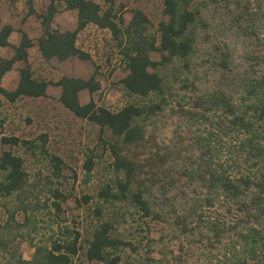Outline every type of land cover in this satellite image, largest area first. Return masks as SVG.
I'll return each mask as SVG.
<instances>
[{
	"label": "trees",
	"instance_id": "16d2710c",
	"mask_svg": "<svg viewBox=\"0 0 264 264\" xmlns=\"http://www.w3.org/2000/svg\"><path fill=\"white\" fill-rule=\"evenodd\" d=\"M7 1L14 9L18 0ZM23 1L21 20L33 15L40 34L17 30L11 44L12 26L0 24V47L11 48L0 55V77L23 62L15 86L0 85V95L13 102L58 86L56 101L97 131L100 152L88 150L82 182L93 176L94 156L108 160L94 191L75 199L87 225L58 219L34 240L38 215L55 221L68 197L63 162L44 132L1 135L8 148L0 152V264H264V0H161L165 18L153 31L141 9L125 21L112 0H48L38 13L32 0ZM62 10L74 11V28L54 26ZM88 24L108 33L127 70L117 81L126 98L116 109L92 99L94 74L52 81L27 60L30 47L45 62L88 59L76 43ZM83 89L89 99L80 103ZM166 123L172 128L163 141ZM21 147L47 171L30 176L13 149ZM21 241L32 248L28 258Z\"/></svg>",
	"mask_w": 264,
	"mask_h": 264
},
{
	"label": "rangeland",
	"instance_id": "374dc122",
	"mask_svg": "<svg viewBox=\"0 0 264 264\" xmlns=\"http://www.w3.org/2000/svg\"><path fill=\"white\" fill-rule=\"evenodd\" d=\"M99 5L104 6L109 0H93ZM48 0H32L36 13L43 10ZM114 5L122 6L121 12L124 20L130 18L131 10L139 8L149 19L151 26L150 31L155 29L158 20L164 19L162 14L161 0H112ZM23 0H18L15 8L9 6L7 0H0V24L8 23L12 26L13 31L8 36L11 44L16 43L18 39L17 30H23L29 37L35 38L40 34L38 20L29 15L26 19L21 20L25 12ZM54 26L60 30L72 29L75 26V13L71 10H62L54 15ZM77 45L87 51L90 55L88 59H78L70 57L63 61H56L51 58L43 61L36 49H28V62L34 70L54 81L61 75L76 76L86 78L94 74L95 79L99 82V89L91 94L92 99L97 104H102L110 109H116L121 106L125 96L119 89L117 81L127 72L124 64L120 61L118 52L110 44L108 33L88 24L85 28L77 33ZM11 54L10 47H0V55L7 57ZM151 59H158V53L149 52ZM23 65V62L13 63L10 70L0 77V85L6 89H12L17 81V69ZM59 94V87L49 84L46 88V94L43 97L29 98L20 97L13 102L5 100L0 95V136L15 135L25 139L34 138L39 133H46L48 149L60 157L63 162L62 174L65 177L63 188L68 192V197L62 203V212L55 221L49 219L46 215L40 214L38 222V231L34 240L43 239L51 233V228L56 229V220L61 224L69 226L82 227L88 223L82 205H78L76 198L82 193H92L102 179L101 165L108 160L106 153L99 154L100 157L94 156L96 161L93 165V176L85 184L82 182L83 168L82 163L88 154V150L94 153L100 152L97 145L96 128L90 125L86 120L73 116L69 111L64 109L56 98ZM89 94L83 89L78 92L80 103L87 102ZM172 124L161 129L159 137L166 141L170 135ZM7 145L0 144V152L7 149ZM24 158L26 170L32 176L36 171L45 173L46 164L38 156L29 155L23 148H13ZM16 219L21 215L16 213ZM6 218V212L0 206V223ZM19 251L24 258H28L32 253V248L24 241L19 243ZM76 262V261H75ZM85 264H98L95 261H88Z\"/></svg>",
	"mask_w": 264,
	"mask_h": 264
},
{
	"label": "crops",
	"instance_id": "0c3cea01",
	"mask_svg": "<svg viewBox=\"0 0 264 264\" xmlns=\"http://www.w3.org/2000/svg\"><path fill=\"white\" fill-rule=\"evenodd\" d=\"M58 13V12H57ZM77 43V42H76ZM70 58V57H69ZM66 59H68V58H66ZM65 60V59H64ZM63 61V60H62ZM13 66V65H12ZM7 72V71H6Z\"/></svg>",
	"mask_w": 264,
	"mask_h": 264
}]
</instances>
